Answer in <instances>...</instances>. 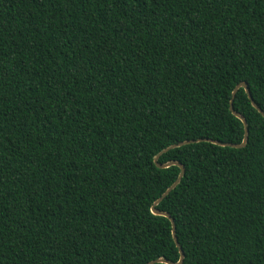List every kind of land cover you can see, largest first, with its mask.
Listing matches in <instances>:
<instances>
[{"label":"trees","instance_id":"obj_1","mask_svg":"<svg viewBox=\"0 0 264 264\" xmlns=\"http://www.w3.org/2000/svg\"><path fill=\"white\" fill-rule=\"evenodd\" d=\"M264 0H0V264H264ZM201 141H196L200 140ZM164 264V263H155Z\"/></svg>","mask_w":264,"mask_h":264},{"label":"water","instance_id":"obj_2","mask_svg":"<svg viewBox=\"0 0 264 264\" xmlns=\"http://www.w3.org/2000/svg\"><path fill=\"white\" fill-rule=\"evenodd\" d=\"M243 88L248 96V98L250 99L251 101V104L254 108H256L258 110L259 113H261V115L264 117V112L257 106V104L253 101L252 97H251V94H250V91L247 87V84L245 82H241L239 83L238 85L235 86V88L233 89L232 91V97L230 99V105H229V109L231 110L232 114L234 116H236L242 123H243V127H244V134H243V139L241 141V143L239 144H235V143H219L215 140H211V139H205L209 142H212V143H215V144H218V145H223V146H230V147H234V148H242L246 145V142H247V138H248V128H247V122H246V119L238 112H236L234 109H233V99H234V96L236 94V91L239 89V88ZM195 140H186V141H182V142H179L177 144H174V145H171L169 146L168 148L164 149L163 151L159 152L155 157H154V163L156 164L157 167L159 168H167L171 165H177L180 167L181 171L177 177V179L161 194V196L155 200L151 206V212L154 214V215H159V216H163V217H166L170 220L171 222V232H172V237H173V240L175 242V245L177 246L178 248V251H179V260L177 262H171L169 260H166V259H162V258H158V259H154V260H151L145 264H155V263H164V264H182L183 262V259H184V253H183V250L182 248L180 247L179 243H178V240H177V237H176V232H175V223H174V220L173 218L167 213V212H164V211H160L156 208V206L159 204V202L169 194V192L175 188V186L178 184V182L180 181L183 173H184V168L183 166L176 162V161H170V162H166V163H163V164H160L158 163L157 159L158 157L160 156V154H162L163 152L167 151L168 149H171V148H175V147H179V146H182V145H186V144H189V143H193ZM196 141H201L200 140H196Z\"/></svg>","mask_w":264,"mask_h":264}]
</instances>
